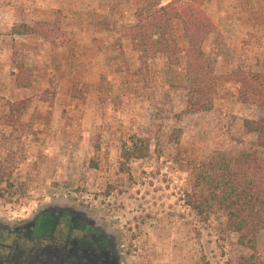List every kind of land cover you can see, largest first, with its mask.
Here are the masks:
<instances>
[{
    "label": "rangeland",
    "instance_id": "obj_1",
    "mask_svg": "<svg viewBox=\"0 0 264 264\" xmlns=\"http://www.w3.org/2000/svg\"><path fill=\"white\" fill-rule=\"evenodd\" d=\"M150 1L0 0V220L19 223L67 199L119 227L123 264H236L250 249L222 213L202 221L185 193L202 163L263 151L245 128L263 110L242 102L230 81L210 110L188 112L182 64L140 57L127 31ZM201 6L215 25L204 49L216 73H264V0ZM59 19L66 44L16 32ZM20 64L32 72L26 87ZM76 82L84 98L72 96ZM20 100L27 106L18 115ZM132 135L149 140L150 154L122 170ZM258 249L264 258V230Z\"/></svg>",
    "mask_w": 264,
    "mask_h": 264
},
{
    "label": "trees",
    "instance_id": "obj_2",
    "mask_svg": "<svg viewBox=\"0 0 264 264\" xmlns=\"http://www.w3.org/2000/svg\"><path fill=\"white\" fill-rule=\"evenodd\" d=\"M151 0L142 13H138L128 32L140 57H167L172 65L182 64L187 88V111L196 113L210 110L223 84L233 81L239 86L242 102L262 108L257 119H246L245 128L256 134L258 148L237 156L221 155L200 165L192 187L185 193V201L202 221L222 213L225 227L238 235V243L250 249L236 264H264L259 254L258 242L264 230V73L237 69L218 75L215 62L209 58L204 43L214 29V23L201 6L203 0ZM19 34H38L46 40L69 42L60 19L37 21L35 25L16 28ZM181 33V34H180ZM18 84L29 85L30 69L19 65ZM74 83L72 96L84 98ZM27 100L14 104V111L21 114ZM6 120L13 118L6 115ZM14 121V120H10ZM150 154V142L145 137L132 135L123 143L121 168H128L132 159ZM4 163L0 161V172Z\"/></svg>",
    "mask_w": 264,
    "mask_h": 264
},
{
    "label": "flooded vegetation",
    "instance_id": "obj_3",
    "mask_svg": "<svg viewBox=\"0 0 264 264\" xmlns=\"http://www.w3.org/2000/svg\"><path fill=\"white\" fill-rule=\"evenodd\" d=\"M121 231L103 212L59 199L19 223L0 220V264H123Z\"/></svg>",
    "mask_w": 264,
    "mask_h": 264
}]
</instances>
